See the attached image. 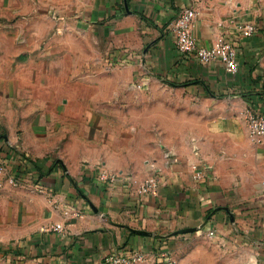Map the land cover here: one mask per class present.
<instances>
[{
	"label": "crops",
	"instance_id": "obj_1",
	"mask_svg": "<svg viewBox=\"0 0 264 264\" xmlns=\"http://www.w3.org/2000/svg\"><path fill=\"white\" fill-rule=\"evenodd\" d=\"M189 2L0 0V151L25 182H0V262L98 264L135 249L168 252L173 264H264V187L247 193L235 175L251 149L255 169L264 171V137L249 143L240 118L246 108L264 116V0L196 4L193 38L204 48L219 33L235 43L234 74L218 59L202 63L177 50L171 24ZM246 24L255 27L248 36ZM83 27H90L84 40L120 37L141 52L119 80L92 83L86 98L76 92L63 98L66 68L56 67L54 88L49 61L80 53ZM135 84L138 100L116 92ZM160 89L186 90L188 105L200 103L207 113L161 115L151 93ZM210 92L226 107L218 124L210 121L204 97ZM225 153L232 155L227 172ZM193 162L206 172L202 183L192 178ZM98 167L153 175L157 192L105 186L96 179ZM51 223L63 224L64 232L40 230Z\"/></svg>",
	"mask_w": 264,
	"mask_h": 264
},
{
	"label": "rangeland",
	"instance_id": "obj_2",
	"mask_svg": "<svg viewBox=\"0 0 264 264\" xmlns=\"http://www.w3.org/2000/svg\"><path fill=\"white\" fill-rule=\"evenodd\" d=\"M90 27H83L82 29V37L83 40L80 43L81 52H77L74 54L73 52H67L65 56L61 57H51L49 64L51 67H55L53 70V75L55 79L51 81V86L53 83V87L55 88L57 85V70L56 67L64 66L66 68V90L65 94L62 95L63 98H69L70 93L76 92L79 96L86 98L91 94L92 83L102 82L106 78L111 80H119L120 75H123L124 68L129 61H134L138 59V55H140V48H132L129 45L123 44L121 38L120 40L106 41V39L101 40H93L92 36H87L84 40V34L87 33ZM135 41L131 43H137L138 40L136 37H133ZM79 44V43H78ZM77 46V44H76ZM68 49V48H67ZM73 51V50H71ZM78 71L81 72L78 73ZM94 71V72H93ZM97 71H100L97 73ZM136 77L133 78L131 82L136 83ZM79 82L81 85H77ZM136 89L131 90H122L116 91L121 94L127 95L131 99H139L142 97V93H140L139 86L135 84ZM53 90V89H52ZM151 93L154 94V97L159 99L156 103L155 108L157 112L161 115L169 114V113H177L180 116L184 115H194L196 117H200L202 114H206L207 106H202L200 103L194 102V105H188L185 101L187 97V91L179 89L177 92L174 90L170 91L169 89L164 90H153ZM145 96V95H143ZM149 96V95H147ZM205 98H209V116L212 124H218V121L223 119L219 116L224 114V105H220V95L214 94L210 92V94H206ZM67 98V99H68ZM82 108V107H79ZM241 116V115H240ZM238 118V117H237ZM242 122L245 123L246 128L247 124L244 117H240ZM195 125L197 122H194ZM179 126L184 125V118L179 119L177 122ZM248 132V131H247ZM249 138V137H248ZM222 139H215L216 145H221L219 142ZM249 143L253 145H258L259 142H255L254 140L249 138ZM260 145V144H259ZM223 146H226L225 141L223 142ZM255 154L253 150H249V156L247 157L248 162L242 164V168L238 167L236 178L237 182L240 184L241 188L246 190L247 193L253 191L255 188L261 189L264 187V171L261 169H255V158H253ZM198 156V154H197ZM225 160L223 161L224 170L230 168L229 163L232 160V155L229 153H225L223 155ZM235 170V169H234ZM236 171V170H235ZM255 184L252 181H255ZM23 262V261H22ZM0 264H25L15 261H10L7 259H3Z\"/></svg>",
	"mask_w": 264,
	"mask_h": 264
},
{
	"label": "built area",
	"instance_id": "obj_3",
	"mask_svg": "<svg viewBox=\"0 0 264 264\" xmlns=\"http://www.w3.org/2000/svg\"><path fill=\"white\" fill-rule=\"evenodd\" d=\"M189 5L181 8L171 24V31L175 38L176 47L180 54L195 56L200 62L208 63L218 59L226 72L234 74L237 72V45L228 39L223 33H219L212 47L204 48L199 46L192 36V27L197 15L196 4L199 0H189ZM255 27L246 24L242 27L244 36L250 35ZM243 116L247 124L248 136L252 140H260L264 137V116L255 113L252 109L246 108ZM192 178L197 182H204L206 172L198 162L190 165ZM96 179L105 186L120 184L125 189H133L139 194H156L158 189V179L151 175L139 179L132 174H118L102 167L96 169ZM0 182L7 183L12 187L24 185V178L19 171H12L8 167L6 157L0 151ZM37 184V183H36ZM35 184V185H36ZM41 191L42 187L36 186ZM47 192V191H46ZM77 216H81L76 212ZM42 232L63 233L64 226L61 223H51L40 228ZM213 231L208 232L212 236ZM20 260V259H19ZM21 261V260H20ZM150 262L152 264H173V260L168 252H144L135 249H121L100 258L98 264H133L140 262Z\"/></svg>",
	"mask_w": 264,
	"mask_h": 264
}]
</instances>
